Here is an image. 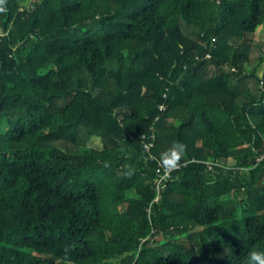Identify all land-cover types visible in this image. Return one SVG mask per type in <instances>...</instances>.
I'll return each instance as SVG.
<instances>
[{"label": "trees", "instance_id": "1", "mask_svg": "<svg viewBox=\"0 0 264 264\" xmlns=\"http://www.w3.org/2000/svg\"><path fill=\"white\" fill-rule=\"evenodd\" d=\"M0 9V264H264V0Z\"/></svg>", "mask_w": 264, "mask_h": 264}, {"label": "built area", "instance_id": "2", "mask_svg": "<svg viewBox=\"0 0 264 264\" xmlns=\"http://www.w3.org/2000/svg\"><path fill=\"white\" fill-rule=\"evenodd\" d=\"M159 108H160V109H164L163 105H160ZM142 137L145 139V142H144V149H145L146 151H148V150L151 148V146L153 145L154 134L152 133V134L150 135V139H149V140L146 139V136H145V135H143ZM257 159H258L259 161L262 160V159H264V154L261 155V156H259V157H257ZM206 164H207L208 168H212L213 166L218 165V164H219V161H213V162H212V161H206ZM169 175H170L169 170L166 169V170L162 173V176H161V178H160V180H159V186L161 185L162 179L168 177Z\"/></svg>", "mask_w": 264, "mask_h": 264}, {"label": "clouds", "instance_id": "3", "mask_svg": "<svg viewBox=\"0 0 264 264\" xmlns=\"http://www.w3.org/2000/svg\"><path fill=\"white\" fill-rule=\"evenodd\" d=\"M0 10H2V9H0ZM182 150H183V145L182 144H175L173 146V148L169 150V152L164 153V158L167 159V156L169 155L170 152H177V151L182 152ZM262 255H264V254H261V253H252L251 260L253 262H255V261H261Z\"/></svg>", "mask_w": 264, "mask_h": 264}, {"label": "rangeland", "instance_id": "4", "mask_svg": "<svg viewBox=\"0 0 264 264\" xmlns=\"http://www.w3.org/2000/svg\"><path fill=\"white\" fill-rule=\"evenodd\" d=\"M262 34H264V24L258 26V28L255 31V33H254L253 36L256 39H258V38H260L262 36ZM256 55H257V53H253L252 54V57L253 58H256ZM88 144H91L92 146H95V147H100V140H98L97 138H94L93 140H89V143Z\"/></svg>", "mask_w": 264, "mask_h": 264}]
</instances>
